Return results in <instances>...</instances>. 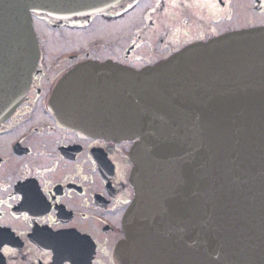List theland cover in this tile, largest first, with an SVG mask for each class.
Listing matches in <instances>:
<instances>
[{
	"label": "water",
	"instance_id": "water-1",
	"mask_svg": "<svg viewBox=\"0 0 264 264\" xmlns=\"http://www.w3.org/2000/svg\"><path fill=\"white\" fill-rule=\"evenodd\" d=\"M124 0H0V122L40 61L33 13ZM59 122L135 140L119 264H264V26L194 42L141 69L83 61L50 99Z\"/></svg>",
	"mask_w": 264,
	"mask_h": 264
},
{
	"label": "flooded vegetation",
	"instance_id": "flooded-vegetation-1",
	"mask_svg": "<svg viewBox=\"0 0 264 264\" xmlns=\"http://www.w3.org/2000/svg\"><path fill=\"white\" fill-rule=\"evenodd\" d=\"M41 20L80 38L52 58ZM114 26L119 36L127 29V38L108 43ZM256 26H264V0H124L67 18L36 14L40 64L23 101L0 123V264H119L134 196V141L59 122L49 103L73 66L93 60L141 69L194 42Z\"/></svg>",
	"mask_w": 264,
	"mask_h": 264
},
{
	"label": "rangeland",
	"instance_id": "rangeland-1",
	"mask_svg": "<svg viewBox=\"0 0 264 264\" xmlns=\"http://www.w3.org/2000/svg\"><path fill=\"white\" fill-rule=\"evenodd\" d=\"M38 26L40 27V29L44 32V35L46 37H48V40L50 41L48 43L49 44L48 47L50 49V55L51 56L54 55L55 53L59 52V51H62V49H63L62 45L63 44H65L64 48L72 49V48H68L66 41H69V40L74 41L75 39L80 38V36L76 35L75 33H72V31L57 32L49 25V23H45L43 20L38 21ZM114 28H115V26L110 29L111 31L108 30L109 33L111 32V34H108V36H107V42L108 43L111 41H113V42H116L119 40L122 41V40L127 38V34H128L127 29L125 31H123L124 34L126 33L125 35L119 36L118 32L113 31ZM116 28L124 29L122 25H118ZM108 31L100 29V31L97 33L98 34H105V32L108 33ZM94 36L96 37V34H92V36L88 35L87 39L93 38ZM105 43H106V41L104 42V44ZM116 43H118V42H116ZM72 44H73V42H72ZM76 44L78 45V43H76ZM106 50L107 49H104L105 52H106ZM53 57L54 56H52V58Z\"/></svg>",
	"mask_w": 264,
	"mask_h": 264
}]
</instances>
